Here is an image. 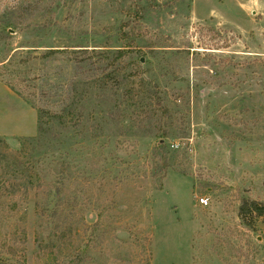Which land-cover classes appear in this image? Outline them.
Segmentation results:
<instances>
[{
  "label": "rangeland",
  "instance_id": "obj_1",
  "mask_svg": "<svg viewBox=\"0 0 264 264\" xmlns=\"http://www.w3.org/2000/svg\"><path fill=\"white\" fill-rule=\"evenodd\" d=\"M243 200L264 0H0V264H263Z\"/></svg>",
  "mask_w": 264,
  "mask_h": 264
},
{
  "label": "trees",
  "instance_id": "obj_2",
  "mask_svg": "<svg viewBox=\"0 0 264 264\" xmlns=\"http://www.w3.org/2000/svg\"><path fill=\"white\" fill-rule=\"evenodd\" d=\"M42 121V116L39 113V133L42 132V127L40 126ZM239 215L243 221L253 222V220L264 217V204L256 201L243 200L239 209ZM264 264V263H263Z\"/></svg>",
  "mask_w": 264,
  "mask_h": 264
},
{
  "label": "built area",
  "instance_id": "obj_3",
  "mask_svg": "<svg viewBox=\"0 0 264 264\" xmlns=\"http://www.w3.org/2000/svg\"><path fill=\"white\" fill-rule=\"evenodd\" d=\"M200 206H208L209 205V199L208 198H200L199 199Z\"/></svg>",
  "mask_w": 264,
  "mask_h": 264
}]
</instances>
